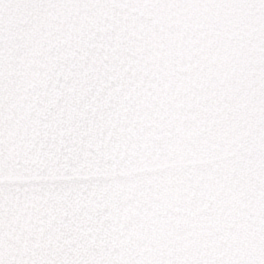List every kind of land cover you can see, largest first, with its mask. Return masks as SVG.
Returning a JSON list of instances; mask_svg holds the SVG:
<instances>
[{
	"label": "snow or ice",
	"instance_id": "1",
	"mask_svg": "<svg viewBox=\"0 0 264 264\" xmlns=\"http://www.w3.org/2000/svg\"><path fill=\"white\" fill-rule=\"evenodd\" d=\"M0 264H264V0H0Z\"/></svg>",
	"mask_w": 264,
	"mask_h": 264
}]
</instances>
